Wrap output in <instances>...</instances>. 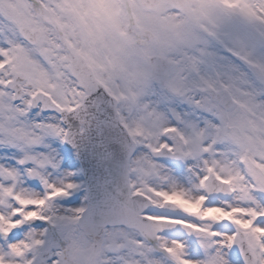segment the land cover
Here are the masks:
<instances>
[{
  "label": "snow or ice",
  "instance_id": "1",
  "mask_svg": "<svg viewBox=\"0 0 264 264\" xmlns=\"http://www.w3.org/2000/svg\"><path fill=\"white\" fill-rule=\"evenodd\" d=\"M0 264H264V0H0Z\"/></svg>",
  "mask_w": 264,
  "mask_h": 264
}]
</instances>
